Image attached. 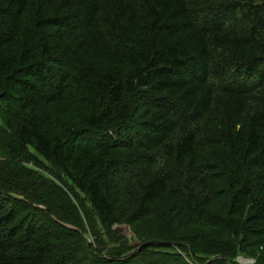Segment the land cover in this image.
Returning <instances> with one entry per match:
<instances>
[{
    "label": "trees",
    "instance_id": "1",
    "mask_svg": "<svg viewBox=\"0 0 264 264\" xmlns=\"http://www.w3.org/2000/svg\"><path fill=\"white\" fill-rule=\"evenodd\" d=\"M0 94V264H264V0H0Z\"/></svg>",
    "mask_w": 264,
    "mask_h": 264
},
{
    "label": "rangeland",
    "instance_id": "2",
    "mask_svg": "<svg viewBox=\"0 0 264 264\" xmlns=\"http://www.w3.org/2000/svg\"><path fill=\"white\" fill-rule=\"evenodd\" d=\"M154 226H156V222L155 220H153L151 217L146 219V221H143L142 223H137L135 224V226H129L128 224H118V225H114V229H117L119 233H116L114 236L116 239H119L123 236V238L126 239L127 243L129 245H136V244H140L144 241H148V240H144V241H139L138 239V235L137 233H135V231H147L149 228H154ZM141 233V232H140ZM107 238V237H106ZM88 242H93V237L90 235L87 237ZM109 242V240H108ZM113 244V242H111ZM115 244H117L118 242L115 241ZM242 258H249L251 260H253L254 258H250V257H245L243 255H239L236 259V262L233 264H251V261L249 262H245L243 261ZM242 261V262H241ZM192 264H195V260L194 262H192ZM255 264H257V262H255Z\"/></svg>",
    "mask_w": 264,
    "mask_h": 264
},
{
    "label": "water",
    "instance_id": "3",
    "mask_svg": "<svg viewBox=\"0 0 264 264\" xmlns=\"http://www.w3.org/2000/svg\"><path fill=\"white\" fill-rule=\"evenodd\" d=\"M0 96H1V94H0ZM144 245H145V244H142V245L139 246V247H143ZM242 259L251 261V259H249V258H242ZM241 262H242V261H241Z\"/></svg>",
    "mask_w": 264,
    "mask_h": 264
},
{
    "label": "built area",
    "instance_id": "4",
    "mask_svg": "<svg viewBox=\"0 0 264 264\" xmlns=\"http://www.w3.org/2000/svg\"><path fill=\"white\" fill-rule=\"evenodd\" d=\"M255 262H256L255 259L251 260V264H255Z\"/></svg>",
    "mask_w": 264,
    "mask_h": 264
},
{
    "label": "bare ground",
    "instance_id": "5",
    "mask_svg": "<svg viewBox=\"0 0 264 264\" xmlns=\"http://www.w3.org/2000/svg\"><path fill=\"white\" fill-rule=\"evenodd\" d=\"M243 261H245V262H249V260H244V259H243Z\"/></svg>",
    "mask_w": 264,
    "mask_h": 264
}]
</instances>
